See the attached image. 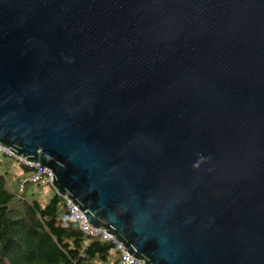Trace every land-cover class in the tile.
Returning a JSON list of instances; mask_svg holds the SVG:
<instances>
[{"label": "water", "instance_id": "1", "mask_svg": "<svg viewBox=\"0 0 264 264\" xmlns=\"http://www.w3.org/2000/svg\"><path fill=\"white\" fill-rule=\"evenodd\" d=\"M0 146L143 264H264V0H0Z\"/></svg>", "mask_w": 264, "mask_h": 264}, {"label": "trees", "instance_id": "2", "mask_svg": "<svg viewBox=\"0 0 264 264\" xmlns=\"http://www.w3.org/2000/svg\"><path fill=\"white\" fill-rule=\"evenodd\" d=\"M15 167L20 179L32 171L0 153V264L118 263V249L99 236L84 233L63 197L54 193L42 202L35 191L24 193L27 182L21 192L12 188L7 174Z\"/></svg>", "mask_w": 264, "mask_h": 264}, {"label": "built area", "instance_id": "3", "mask_svg": "<svg viewBox=\"0 0 264 264\" xmlns=\"http://www.w3.org/2000/svg\"><path fill=\"white\" fill-rule=\"evenodd\" d=\"M0 153L14 157L19 162H22L32 168L31 173L23 178L20 182V190L23 189V185L25 182L30 183H39L40 186L49 188L51 187L52 181V172L47 167L41 166L39 164H33L25 161L23 158H17L12 154V152L0 146ZM18 171V169H17ZM65 204L67 206L68 212L71 214L72 218L77 221L80 228L84 233L90 236H99L101 239L111 242L119 251V261L117 264H143L141 260L130 257V254L123 248L120 242L116 241L111 234L106 232L104 229L94 228L90 224L87 223L85 215L74 205L72 201L68 198H64Z\"/></svg>", "mask_w": 264, "mask_h": 264}, {"label": "rangeland", "instance_id": "4", "mask_svg": "<svg viewBox=\"0 0 264 264\" xmlns=\"http://www.w3.org/2000/svg\"><path fill=\"white\" fill-rule=\"evenodd\" d=\"M16 171H14V169L12 170V168H10L9 173L7 174V177L9 179V183H10L11 187L14 188L16 191L21 192L20 182L23 178L22 179L18 178V176H17L18 174L15 173ZM18 173H20V172H18ZM44 189H45V187H42V186L37 187L35 183L27 182V183H25L24 193L28 194L31 190H33L37 193V196H39V199L42 202H47L49 197H51L54 194V190H53V188L52 189L50 188V189H48V191H44Z\"/></svg>", "mask_w": 264, "mask_h": 264}, {"label": "crops", "instance_id": "5", "mask_svg": "<svg viewBox=\"0 0 264 264\" xmlns=\"http://www.w3.org/2000/svg\"><path fill=\"white\" fill-rule=\"evenodd\" d=\"M16 170H17V168L15 167V168H14V171H16ZM15 173L19 174L17 171H16ZM50 188H51V187H49V188H45L44 191H48V189H50ZM51 189H52V188H51Z\"/></svg>", "mask_w": 264, "mask_h": 264}]
</instances>
